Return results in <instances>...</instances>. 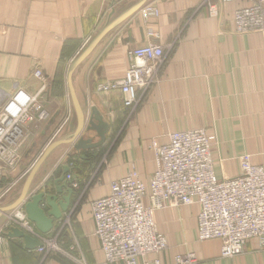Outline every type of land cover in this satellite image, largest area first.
Here are the masks:
<instances>
[{"label":"crops","instance_id":"0c3cea01","mask_svg":"<svg viewBox=\"0 0 264 264\" xmlns=\"http://www.w3.org/2000/svg\"><path fill=\"white\" fill-rule=\"evenodd\" d=\"M137 1L0 0V98L17 87L40 92L39 98L50 113L48 120L30 134L22 155L26 160L41 156L55 126L64 125L56 139H69L75 132L77 117L67 82L70 61L80 42L100 27L99 22L102 28L113 9L116 16ZM148 2L158 8L157 16L145 20L139 10L121 22L72 74L74 90L87 116L96 107L109 122L106 142L80 153L73 143L59 145L43 162L31 185L32 192L46 185L54 189L64 167L74 163L65 157L74 152L80 157L72 167L75 176L84 170L85 176H92L100 154L113 144L99 178L93 180L82 200L83 188L76 190L70 211L55 223L54 231L66 229L63 238L74 245L66 246L57 256L26 248L23 238L3 236L0 264H109L95 235L91 200L108 194L111 181L125 176L131 168L149 185L156 170L153 142L166 143L172 131L203 127L214 135L212 157L220 177L240 174L245 153L252 163L264 165V30L239 33L234 24L236 9L251 1ZM150 30L157 33L156 41L165 48V61L156 81L147 91L140 90L138 103L129 108L118 88L99 90L98 86L124 76L128 51L146 44ZM64 51L66 67L60 75L64 81L56 86L53 82ZM38 67L45 81L34 76ZM52 117L54 123L45 130ZM19 172L20 168L11 176L0 172V207L12 204L21 194L24 182ZM81 180L83 184L85 180ZM12 211L0 215V231L14 226L8 222ZM198 212L197 204L156 210L155 218L168 248L148 258L175 264L176 254L192 251L196 255L192 264H264V247L258 238L250 239L245 251L233 257L222 256L220 239L199 241Z\"/></svg>","mask_w":264,"mask_h":264},{"label":"built area","instance_id":"2783aa9c","mask_svg":"<svg viewBox=\"0 0 264 264\" xmlns=\"http://www.w3.org/2000/svg\"><path fill=\"white\" fill-rule=\"evenodd\" d=\"M211 8L214 9V4ZM140 13L147 20L157 16L159 10L148 2ZM234 24L239 33L260 31L264 24V0H252L249 6L236 9ZM148 37L146 44L128 51L129 65L121 79L101 82L98 86L99 90L118 88L124 105L129 108L138 103V92L147 91L156 81L165 61L166 51L156 41L157 33L150 30ZM33 74L45 81L41 68H36ZM40 95L17 87L0 98V172L3 175L23 155L21 149L28 137L27 128L34 121L32 124L37 129L50 116ZM63 126L58 125L49 143L57 138ZM214 139L203 127L172 131L166 143L153 142L156 170L149 185L131 168L125 176L111 181L108 194L91 200L95 235L109 264H140L141 260L142 264H162L158 257L148 258L168 248L155 211L172 206L197 204V239H220L224 257L242 254L252 238H258L264 247V165L252 163L250 155L245 153L241 157L240 174L220 177L212 157ZM68 166L71 169L74 163ZM66 178L77 188L78 182L73 180L71 171ZM8 222L39 239L41 251L48 253V248L55 246L56 239L40 233L22 206L12 211ZM2 241L0 231V244ZM195 260L192 251L175 256V264H192Z\"/></svg>","mask_w":264,"mask_h":264},{"label":"water","instance_id":"95a60500","mask_svg":"<svg viewBox=\"0 0 264 264\" xmlns=\"http://www.w3.org/2000/svg\"><path fill=\"white\" fill-rule=\"evenodd\" d=\"M148 1L149 0H138L116 16H114L115 10L113 9L109 14L107 22L97 32L91 42L71 61L67 72V82L77 117V128L69 139H56L46 146L26 177L21 194L12 204L1 206L0 215L23 206L27 218L35 225L36 229L42 234H49L54 230L56 221L62 220L64 214L70 211L72 207V198L76 191L66 178V174L70 170L68 165L64 167L62 175L55 179L54 189H50L46 185L39 189L38 192H32L31 185L43 162L59 145L73 143L74 150L76 152H81L84 149H96L107 140V132L110 128L109 122L104 119V116L96 107H93L91 113L87 116L74 90L72 74L76 67L90 55L94 48L112 29L138 12ZM54 121L55 117H52L48 121L45 130L48 129ZM96 138H98L97 141L95 140ZM8 236L23 238L25 246L28 249H38L42 245L39 239L17 226H12L10 228Z\"/></svg>","mask_w":264,"mask_h":264},{"label":"rangeland","instance_id":"374dc122","mask_svg":"<svg viewBox=\"0 0 264 264\" xmlns=\"http://www.w3.org/2000/svg\"><path fill=\"white\" fill-rule=\"evenodd\" d=\"M101 23L99 22V28H96V29H93V31L88 35V36H86L81 42H80V44H79V47H78V51L76 52V55L74 56V58L91 42V40L93 39V37L97 34V32L99 31V29L101 28ZM71 62V61H70ZM69 67V66H68ZM43 104V103H42ZM47 121V120H46ZM34 122V121H33ZM32 122V123H33ZM31 123V125L29 126V128H27V130H28V134H27V138H26V142H25V144H23L22 146V149H21V147H20V149H21V153L23 154V150H24V147H25V145L27 144V140H28V138H29V136H30V134H32V133H34V131H35V127L33 126V124ZM38 123V122H37ZM40 123V122H39ZM56 128L58 127V126H55ZM54 127V128H55ZM55 128V129H56ZM26 129V128H25ZM54 129V130H55ZM110 145V144H109ZM113 145V144H112ZM112 145L110 146V148L108 149V148H106L101 154H100V158L97 160L98 162L96 163V167L94 168V170H95V172L93 173V175L91 176L90 175V177L88 178V180L86 181V183H83V184H81L79 181H77V180H74V178H73V180L74 181H77L78 182V186H77V188H74L75 189V191L77 190H79L81 187L83 188V192H82V195H81V200L84 198V194L85 193H87V191H88V189H89V187H90V185L92 184V182H94L95 180H97V178H99V174H100V172H101V170L105 167V165H106V163L108 162V158H109V155H110V151H111V148H112ZM115 145V144H114ZM78 153H80V152H78ZM77 154V153H76ZM71 157V158H70ZM65 158H68V160H70V161H73L74 163H75V160L77 159V160H79V154H77V155H73V156H71V155H67ZM38 158H34V157H31V158H29V159H25L23 156H21V158L19 159V161L13 166V167H11V168H8L7 170H5L4 171V174L6 175V176H11L12 175V173L11 172H13L14 173V171L16 170V169H19L20 168V172L19 173H21V180L24 182L25 181V179H26V177L28 176V174H29V172H27V170H29L30 168H32L33 167V165H34V163L36 162V160H37ZM29 168V169H28ZM72 169V168H71ZM27 172V173H26ZM18 178V177H17ZM94 180V181H93ZM11 182V181H10ZM74 195H76V193L74 194ZM67 222L69 221L68 219L66 220ZM68 224H71V222L70 223H68ZM66 225H67V223H66ZM54 231V230H53ZM56 234L55 235H52V236H50V238L51 239H56L55 240V242L53 243L55 246H52V247H50V248H48V250H49V252H55V253H57V254H62L63 253V251H65V250H63L64 249V247H63V245H65L67 242L65 241V240H68V238H63V236L61 235L60 236V234H58L56 231H54ZM62 237V238H61ZM61 239V244L59 243V240ZM69 245H74V242L72 243V242H69L68 243ZM44 252V251H43ZM65 255H68V253L67 254H65Z\"/></svg>","mask_w":264,"mask_h":264},{"label":"trees","instance_id":"16d2710c","mask_svg":"<svg viewBox=\"0 0 264 264\" xmlns=\"http://www.w3.org/2000/svg\"><path fill=\"white\" fill-rule=\"evenodd\" d=\"M65 67H66V55H65V51H64V55L62 56V58H61V60L59 61V65H58V75H57V77L54 79V85H59V84H63V81H64V79H63V77H61L60 75H61V73H62V71L65 69ZM73 155H77L75 152L74 153H72L71 154V156H73ZM71 158V157H70ZM79 159H80V157H79ZM73 169V168H72ZM70 171L72 172V174H73V178H74V180H77V181H79L81 184H82V178L85 180V182L84 183H86V181L88 180V178L90 177V175H86L85 176V170L83 171V173H82V175L81 174H79V173H77V175L75 176V170L73 169V170H71L70 169ZM69 171V172H70ZM81 178V179H80ZM82 188V187H81ZM8 228L6 227L3 231H2V235L3 236H8ZM56 232L58 233V234H60V236L62 235V236H64L65 235V233H66V229H64V228H62V230L60 231V230H58V229H56ZM56 233L55 232H51V233H49V234H46V236H52V235H55ZM62 238V237H61ZM70 241L68 240V242L65 244V245H63V247L64 248H66V246H68ZM59 243L61 244V239L59 240ZM52 253H54L55 255H57V256H61L62 254H57V253H55V252H52ZM51 253V254H52Z\"/></svg>","mask_w":264,"mask_h":264},{"label":"bare ground","instance_id":"6f19581e","mask_svg":"<svg viewBox=\"0 0 264 264\" xmlns=\"http://www.w3.org/2000/svg\"><path fill=\"white\" fill-rule=\"evenodd\" d=\"M250 1H251V3H252V0H250ZM251 3H250V4H251ZM250 4H249V5H250ZM249 5H247V6H249ZM244 7H246V6H244ZM240 8H241V7H240ZM263 30H264V24H263V28H262L260 31H257V32H262Z\"/></svg>","mask_w":264,"mask_h":264}]
</instances>
